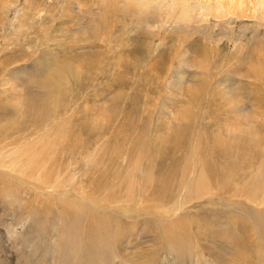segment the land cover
<instances>
[{"label":"rangeland","instance_id":"rangeland-1","mask_svg":"<svg viewBox=\"0 0 264 264\" xmlns=\"http://www.w3.org/2000/svg\"><path fill=\"white\" fill-rule=\"evenodd\" d=\"M221 2L0 0V127L45 149L0 264H264V4Z\"/></svg>","mask_w":264,"mask_h":264},{"label":"bare ground","instance_id":"bare-ground-1","mask_svg":"<svg viewBox=\"0 0 264 264\" xmlns=\"http://www.w3.org/2000/svg\"><path fill=\"white\" fill-rule=\"evenodd\" d=\"M208 1H212V0H208ZM247 1H250V3L253 4L251 8L253 10L256 5L254 4L256 0H225V2H221L220 4H218V8L216 7V10H215V14H217L220 11L219 9L221 7L223 8L227 7L228 9L227 11L240 10L241 12L243 8H245L249 4V2ZM257 1L261 5L264 4V0H257ZM22 108L25 109L26 107L22 106L21 109ZM27 131L28 129L25 128V126H7L4 128L0 127V178L7 177L8 173H11V172H18L19 174H25V172H28V170L34 171L35 173L43 169L44 158H43L42 153L44 154V152L40 150L42 152L41 153L39 149H42L43 148L42 146L44 144L41 146H38V143H35L31 147L29 146L28 149L27 148L24 149L23 148L24 146L22 147L23 144L21 143L26 141L27 139L26 135L28 136L32 135V132L30 133L31 135H29ZM22 140L23 142H20ZM17 147H19V150L16 149L17 151L16 150L13 152L10 151L11 152L10 156L12 155V159L6 160L5 158L8 155H6L5 152L7 151L9 152L10 149L17 148ZM0 190H1V187H0Z\"/></svg>","mask_w":264,"mask_h":264}]
</instances>
